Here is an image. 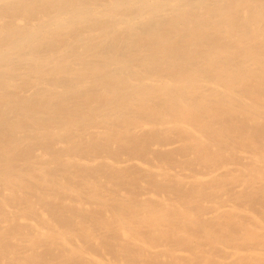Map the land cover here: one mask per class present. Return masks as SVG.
Instances as JSON below:
<instances>
[{
	"label": "bare ground",
	"instance_id": "bare-ground-1",
	"mask_svg": "<svg viewBox=\"0 0 264 264\" xmlns=\"http://www.w3.org/2000/svg\"><path fill=\"white\" fill-rule=\"evenodd\" d=\"M0 264H264V0H0Z\"/></svg>",
	"mask_w": 264,
	"mask_h": 264
}]
</instances>
